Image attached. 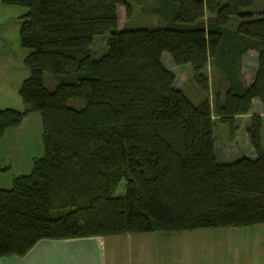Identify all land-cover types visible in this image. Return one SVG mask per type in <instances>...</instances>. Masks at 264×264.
I'll use <instances>...</instances> for the list:
<instances>
[{"label":"trees","instance_id":"trees-1","mask_svg":"<svg viewBox=\"0 0 264 264\" xmlns=\"http://www.w3.org/2000/svg\"><path fill=\"white\" fill-rule=\"evenodd\" d=\"M0 3L26 9L17 40L28 50L22 108L0 110V137L34 113L42 147L27 174L0 188V258L44 239L264 225V12H242L251 0ZM117 7L158 25L118 30ZM106 32L105 51L91 58L92 38ZM249 52L256 69L246 84ZM162 53L189 66L205 95L197 105L173 87ZM254 101L263 117L249 113ZM241 117L252 157L220 162L213 126L226 124L231 139Z\"/></svg>","mask_w":264,"mask_h":264},{"label":"rangeland","instance_id":"rangeland-1","mask_svg":"<svg viewBox=\"0 0 264 264\" xmlns=\"http://www.w3.org/2000/svg\"><path fill=\"white\" fill-rule=\"evenodd\" d=\"M116 11L118 30L146 29L158 25L155 18L140 14L135 7L128 19L121 7H117ZM242 12H264V0H251V6ZM25 13V8L0 3V110L22 108L17 90L21 81L28 75L23 65L28 50L18 44L17 27L18 17ZM107 36L108 32L92 38L89 47L91 58L97 59L103 54ZM160 62L165 70L174 75L173 87L179 89L193 105H197L204 98V93L193 82L188 65H173L166 53H162ZM255 69L256 55L249 52L242 58L243 80L247 81L248 75L253 76ZM210 71H207V74H210V88L213 91L216 78ZM42 77L45 88L52 90L55 85L52 77L47 73H43ZM68 106L78 108L82 103L72 101ZM262 112L263 105L254 101L249 113L263 117ZM246 121L247 118H236L237 128L231 139L227 125L215 122L213 135L218 161L232 162L252 153L245 137ZM260 138L264 147V121ZM122 192L123 181L117 186L115 195ZM73 240L75 242H72L73 246L67 252L53 247V243H57L56 240H40L27 254L21 256V259H40L43 262L54 259L58 264H96V258L88 260L83 255L85 243L82 241L86 239ZM93 244L90 247L93 248L94 254L100 256L99 261H102V264H264V225L107 236L106 240Z\"/></svg>","mask_w":264,"mask_h":264},{"label":"crops","instance_id":"crops-1","mask_svg":"<svg viewBox=\"0 0 264 264\" xmlns=\"http://www.w3.org/2000/svg\"><path fill=\"white\" fill-rule=\"evenodd\" d=\"M252 77L253 76L248 75L247 81L244 82L246 84H249L252 81ZM41 153H42V147L40 142V121H39V117L36 114L32 113L29 114L23 120V122L19 127L6 130L3 133V135L0 137V188L8 189L12 178L22 174H27L29 172L32 159L39 157ZM251 157H252V153L248 154L247 158H251ZM216 229H223V228H216ZM205 230H211V229H205ZM88 238H79V239H86V241H82L83 243H85L84 244L85 248L83 250V255L85 259L92 260L96 258L97 261L96 264H102V261H99L100 256L94 254L93 248L91 247L94 245L93 243L95 242L99 243V241L101 240L103 241L106 240L107 236H105V238H101V237H88ZM44 240H49V239H44ZM56 242L57 243L55 244L53 243V247L67 252L73 246L72 242L75 241L73 239H63V240H56ZM47 262H43L40 259L26 260L16 256H4L0 258V264H58V262L55 261L54 259H51L50 262L49 261Z\"/></svg>","mask_w":264,"mask_h":264}]
</instances>
